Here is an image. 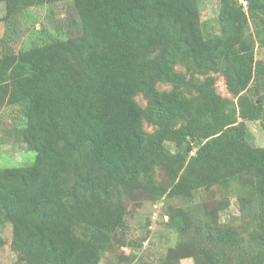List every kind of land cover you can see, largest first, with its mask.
Returning <instances> with one entry per match:
<instances>
[{
  "label": "trees",
  "instance_id": "obj_1",
  "mask_svg": "<svg viewBox=\"0 0 264 264\" xmlns=\"http://www.w3.org/2000/svg\"><path fill=\"white\" fill-rule=\"evenodd\" d=\"M58 1L0 0V110L19 108L23 140L37 152L30 165L0 168V223L12 224L21 263L100 264L127 231L124 194L190 197L220 184L236 186L249 229L203 227L183 208L170 209L169 226L192 235L196 264H264V145L247 124L264 130V59L252 30L264 47V0H219L215 32L202 0H71L79 30L36 28V42L17 51L22 16ZM214 73L236 100L218 92ZM180 258L172 250L137 264Z\"/></svg>",
  "mask_w": 264,
  "mask_h": 264
},
{
  "label": "rangeland",
  "instance_id": "obj_2",
  "mask_svg": "<svg viewBox=\"0 0 264 264\" xmlns=\"http://www.w3.org/2000/svg\"><path fill=\"white\" fill-rule=\"evenodd\" d=\"M202 21L208 32L218 31L219 0L201 1ZM6 8L0 2V37L7 36L6 24L3 20ZM20 40L11 44L18 51L21 46L29 47L36 42V28L42 27L49 33H58L67 37L71 31L79 30L78 13L71 0L58 1L52 4L31 6L21 18ZM60 26V27H59ZM252 27V24H251ZM254 27V26H253ZM256 35V57L264 59V47L260 43L257 29L253 28ZM58 28L59 31L57 30ZM61 31V32H60ZM3 48L0 47V54ZM1 56V55H0ZM177 69L185 71L181 65ZM216 75V87L223 96L235 99L228 89L222 73ZM172 83H159L161 90H170ZM138 100L142 105L147 101L139 95ZM236 100V99H235ZM251 142L255 145H264V130L260 121H249ZM25 125V117L17 107H4L0 110V140L3 142L0 155V168L22 167L34 162L37 152L30 149L23 140L20 130ZM147 130L154 127L145 125ZM176 150L175 146H171ZM157 179L159 182L169 184L172 181L167 172L158 167ZM236 186L225 187L214 184L197 190L192 196H163L152 197L143 191H134L124 194L122 199L127 207V231L115 238L113 246L103 254L100 264H137L140 262H154L164 260L170 251H180L181 264H196L192 256L191 242L188 235H182L169 226L170 209L183 208L188 210L201 226L208 223L215 225L243 223L241 228H250L247 214L239 207L238 190ZM222 205L225 207L223 208ZM13 227L10 222L0 223V264H23L17 252L12 247Z\"/></svg>",
  "mask_w": 264,
  "mask_h": 264
}]
</instances>
